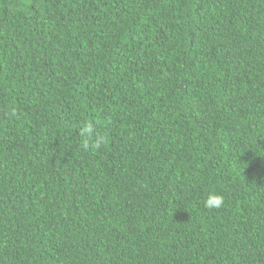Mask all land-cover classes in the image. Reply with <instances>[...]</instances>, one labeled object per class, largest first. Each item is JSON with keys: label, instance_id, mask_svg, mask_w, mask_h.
Listing matches in <instances>:
<instances>
[{"label": "trees", "instance_id": "16d2710c", "mask_svg": "<svg viewBox=\"0 0 264 264\" xmlns=\"http://www.w3.org/2000/svg\"><path fill=\"white\" fill-rule=\"evenodd\" d=\"M0 264H264V0H0Z\"/></svg>", "mask_w": 264, "mask_h": 264}, {"label": "clouds", "instance_id": "9594fccd", "mask_svg": "<svg viewBox=\"0 0 264 264\" xmlns=\"http://www.w3.org/2000/svg\"><path fill=\"white\" fill-rule=\"evenodd\" d=\"M80 136L83 137V147L85 149H99L104 143V137L94 135V127L91 123H86L80 130ZM223 205V197L212 193L205 201V206L208 208H219Z\"/></svg>", "mask_w": 264, "mask_h": 264}]
</instances>
